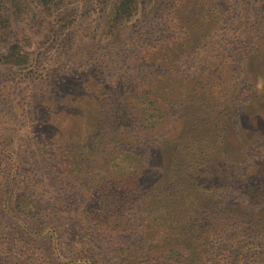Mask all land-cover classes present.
Segmentation results:
<instances>
[{
  "label": "rangeland",
  "instance_id": "obj_1",
  "mask_svg": "<svg viewBox=\"0 0 264 264\" xmlns=\"http://www.w3.org/2000/svg\"><path fill=\"white\" fill-rule=\"evenodd\" d=\"M117 3L0 0V254L121 264L210 237L208 264H264V0H137L114 20ZM13 45L26 60L4 62ZM116 196L136 199L110 212L127 230L85 221Z\"/></svg>",
  "mask_w": 264,
  "mask_h": 264
},
{
  "label": "trees",
  "instance_id": "obj_2",
  "mask_svg": "<svg viewBox=\"0 0 264 264\" xmlns=\"http://www.w3.org/2000/svg\"><path fill=\"white\" fill-rule=\"evenodd\" d=\"M117 1H118V3L114 6V8L111 11L112 13L114 11V14H113L114 20L115 19L119 20L122 18L128 19L130 17V15L132 14L133 10L136 8L135 5L137 4L136 3L137 0H117ZM212 25H213V27L216 26L215 23H212ZM208 28L211 29V25L208 26ZM9 50H10V52L6 56L7 60L4 61L5 63L9 62L11 64H15V63H18L19 61L21 62V60L27 59L22 52H19L18 45L11 46ZM143 96H144L143 94H139V95H136L135 97L141 98ZM143 126L145 129H149L152 126V123L150 125L145 124ZM48 148L49 147H47L46 145H42L41 150L43 151V153L48 154V150H45ZM71 152L73 153V156L75 159V161H73V163H72L73 164L72 171L73 172L75 171L74 173L76 174L78 172L77 170L81 169L82 167L87 165V163H85L86 159L80 158L79 155L76 154L74 149L71 150ZM105 152H109V156H110L111 154L113 155V153L115 151H113V149H107V151H105ZM50 155H52L51 151H50ZM129 156L131 157V161L133 162L131 165L133 168L131 171V174H134V173L137 174L138 171L142 168V166H141L142 159L137 155H129ZM85 157H87V156L85 155ZM124 158H127V155H125ZM109 161H111V158ZM246 164L247 163H245L244 165H246ZM261 166L264 168V164ZM245 167H247V169L248 168L250 169L253 166L251 164H249ZM247 171L249 172V170H247ZM112 172H114V171H112ZM107 174H111V173H107ZM119 185L122 186V188L130 186L128 184V182H125V181H122V183L120 182ZM192 185H195V183L192 182ZM109 188H110V186L105 184L104 187L99 191V193L100 194H105V193L108 194V191L106 192V190ZM255 190H256L255 195H258L259 198H255L252 196L251 198H249V201L252 204H259V203H261L262 200H264V179H262V181H258V186L255 187ZM17 197L20 198L19 201H18V198H16V200L18 202H15L16 203L15 207L18 210V212H20L21 214L27 215L29 213V210L30 211L33 210L32 209L33 208L32 202L24 200V198L26 197L25 195L20 193V194H18ZM106 202H108V197L103 199V204L105 203V206H104L105 212L103 211V213L105 214V218L103 220L93 218L95 220L91 221L88 217H85V221L87 223H90L92 226L97 227V228L104 227L106 229L115 231V227H116V230L118 232L127 230L126 226L129 224L128 220H126L125 222L118 221L112 217V216H116V215H114V214L110 215V212L121 211L120 209H124L123 206H128V205H132V204L136 203V199L130 198L124 202L123 198H120V197L118 198L116 196V198L111 203H108V206H107ZM120 204H122V206ZM111 206L113 208L110 210L109 207H111ZM114 208H116L117 210H115ZM51 234H52V232H51ZM177 244H178L177 241H171V242L165 243L164 245H162V247H159V249L155 253H148V254L146 253L145 255H142V252H138V251L135 252V250H133L129 247H125V250H122L119 253V262L121 264H143L149 260L154 261V260H158L161 258V259H165V260H173L175 262H178L179 264H208L209 263L208 258H207V256H205V254L207 252L206 246L212 244L210 237L197 240V241H195V243H193V241H186L185 240L184 247L189 250L187 253L180 251ZM194 244H195V246H194ZM8 256H10V255L4 256V255L0 254V264H16L15 261L10 259V257H8ZM241 256H242L241 258L243 260L245 255H241Z\"/></svg>",
  "mask_w": 264,
  "mask_h": 264
}]
</instances>
